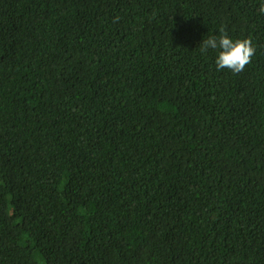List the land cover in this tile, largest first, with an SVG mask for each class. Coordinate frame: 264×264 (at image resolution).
I'll list each match as a JSON object with an SVG mask.
<instances>
[{
	"label": "trees",
	"instance_id": "trees-1",
	"mask_svg": "<svg viewBox=\"0 0 264 264\" xmlns=\"http://www.w3.org/2000/svg\"><path fill=\"white\" fill-rule=\"evenodd\" d=\"M261 3L0 0V264H264Z\"/></svg>",
	"mask_w": 264,
	"mask_h": 264
},
{
	"label": "clouds",
	"instance_id": "clouds-1",
	"mask_svg": "<svg viewBox=\"0 0 264 264\" xmlns=\"http://www.w3.org/2000/svg\"><path fill=\"white\" fill-rule=\"evenodd\" d=\"M260 13L264 14V3L259 7ZM220 35L210 36L204 39L200 45L201 53L208 49H220L216 58L217 70L230 69L233 73L242 72L251 63V58L255 54V47L251 38L231 39L223 27L220 28Z\"/></svg>",
	"mask_w": 264,
	"mask_h": 264
}]
</instances>
